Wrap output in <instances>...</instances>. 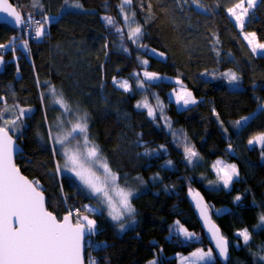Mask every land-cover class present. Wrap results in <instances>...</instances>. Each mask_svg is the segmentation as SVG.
Here are the masks:
<instances>
[{"label":"trees","instance_id":"obj_1","mask_svg":"<svg viewBox=\"0 0 264 264\" xmlns=\"http://www.w3.org/2000/svg\"><path fill=\"white\" fill-rule=\"evenodd\" d=\"M9 1L25 17L30 13L33 19L50 20L45 36L30 42L28 53L16 44L23 40L21 28L0 25V45L6 46L0 55L7 59L0 75V110L5 102L11 109L5 120L18 116L19 108L33 110L22 117L21 131L10 133L24 149L17 164L39 183L48 210L62 220L69 210L81 208L83 213L91 203L74 178L57 170L60 157L54 154L46 124L50 88L88 113L90 140L120 184L127 188L143 181L144 189L133 199L135 227L121 232L105 214L93 216L98 242L104 246L98 264H149L156 258L159 264H178L177 254L211 249L193 192L207 202L229 241L227 264H259L254 253L264 248V229L256 228L264 213V149L248 141L264 134V56L252 51L228 11L247 0H132L123 12L122 0H70L84 11L68 9L64 0ZM104 17L113 18L115 25ZM129 25L142 29L136 43L128 38ZM117 27L123 32L117 33ZM245 31L264 44L262 0L250 11ZM150 49L165 59L149 55ZM230 70L240 76L239 88L232 89L222 75ZM144 71L181 80L199 102L178 110L169 101L177 86L149 83ZM117 79L128 80L131 90L118 89L113 82ZM140 81H145L143 88ZM144 101L155 110V119L146 108L136 107ZM251 116L247 125L237 123ZM185 146L197 153L191 161ZM219 160L239 172L230 190L215 185L213 165ZM177 222L201 234L202 241L170 238ZM244 228L252 234L249 245L237 236ZM210 264L224 263L217 257Z\"/></svg>","mask_w":264,"mask_h":264},{"label":"snow or ice","instance_id":"obj_2","mask_svg":"<svg viewBox=\"0 0 264 264\" xmlns=\"http://www.w3.org/2000/svg\"><path fill=\"white\" fill-rule=\"evenodd\" d=\"M183 2L197 3V0H183ZM64 4L68 9L83 7L78 2L70 3V0H64ZM131 4L132 0H122L121 11L123 12L125 5ZM254 5L255 0H248L249 8ZM198 6L202 7V5ZM241 8H243L242 3L235 5L234 8L228 11L235 16L242 29L244 26L243 16L247 14V8H243V12L237 14L236 9ZM0 13H7L8 17L12 18L9 20L5 17L3 19L4 23L21 26V30L23 27L30 28L34 32L35 39H41L45 36V25L50 23L48 17H44L43 22L34 20L30 13L25 17L13 8L8 0H0ZM132 16H135V12L132 13ZM104 20L108 25L115 24L111 17H104ZM124 20L129 21L127 14L124 15ZM115 30L117 33L123 32L119 27ZM142 35L143 32L139 25L134 28L129 25L128 38L133 40L134 43L138 42ZM245 39H248L249 44L253 45V52H256L257 48L264 49V44L255 43V33L249 34ZM22 43L25 49H28L27 41L23 40ZM4 47L6 46L0 45V48ZM160 55L163 56V53ZM143 63L147 64V61H143ZM2 64L3 60L0 58V65ZM143 75L147 81L159 79L156 73L145 71ZM222 75L229 84H238L240 80V76L231 70ZM113 82L126 91L131 90L127 81L114 80ZM144 86L145 81H140L139 87L143 88ZM49 92L53 96L54 102L59 104L64 112L70 113L73 111L64 99L63 93H58L55 88H50ZM0 100H4V98L0 97ZM175 102L183 106L197 103L192 93L184 90L183 87L176 94ZM136 107L146 108L148 115L153 119L156 118L155 110L147 101L138 103ZM260 107L264 108V104H261ZM9 111L11 109L7 107L5 102V107L0 110V121H2V125H0V264H84L85 236L89 238V247H96L99 250H103L104 247L95 244L91 239L92 236L97 234V222L95 219H90L88 215L81 216L79 210L75 213V221H73L74 214L71 211L61 220L47 210L39 183L30 181L21 175L20 170L14 163V154L18 145H16L13 136L10 134V129L14 132L21 131L23 126L22 117L25 116L26 112H31V109L19 108L18 116L11 120H5L4 113ZM244 119L247 121L249 118L245 117ZM68 123L71 127L65 128V121L60 120L56 125L55 132L49 130V134L55 143L62 146L65 156L64 169L73 173L80 181L81 186L98 197L101 204L108 206V216L113 221L119 222L118 227L123 231L125 217L131 220L136 211L131 203L133 192L117 183L119 180L118 175L109 167L98 145L89 139L88 116L86 114L77 116L74 122L68 121ZM166 123L171 128L167 118ZM248 143L250 145L259 143L264 149V134L254 137ZM184 150L189 161L197 156V153L191 147L185 146ZM145 154L149 153L146 152ZM168 163L171 164V161ZM220 163V161H217V164ZM213 167L215 168L216 165H213ZM57 170H60L59 164ZM218 171L223 173L221 180L226 187L232 183L233 177L239 176L235 165H227ZM112 193H115V199ZM193 197L196 200V206L200 209V215L204 217L205 223L208 225L219 255L227 261L228 241L220 235V230L211 222L208 216V206L203 203V198L200 197L199 193H193ZM235 199L240 201L241 197L237 196ZM258 220L259 223L256 228L261 229L264 227V213L259 215ZM180 231L187 239L194 237V234L188 232L187 229L181 227ZM237 236L243 239L245 245H249V241L252 239V234L247 228L238 231ZM261 253H264V248L260 252L254 253V255L257 257L259 264H264V254ZM214 260L215 257L211 249L206 252L199 249L192 253L191 264H201V262L210 264ZM89 264H96L95 259L90 257ZM150 264H156V262L151 261Z\"/></svg>","mask_w":264,"mask_h":264},{"label":"rangeland","instance_id":"obj_3","mask_svg":"<svg viewBox=\"0 0 264 264\" xmlns=\"http://www.w3.org/2000/svg\"><path fill=\"white\" fill-rule=\"evenodd\" d=\"M259 2H260V0H255V5L253 6V7H248V0H247V2H244V3H242L243 4V8H247V14L246 15H244L243 16V19H244V26H243V28L241 29V27H240V25H239V23L236 21V18H235V16H233L231 13H230V15H231V17L236 21V24H237V26H238V29L240 30V32H241V34H242V36L244 37V39H245V37L246 36H248L249 34H251L250 32H246L245 31V24H246V20H247V17H248V15H249V13H250V11H252L258 4H259ZM80 4V3H79ZM243 8H241V9H236V12H237V14H241L242 12H243ZM73 10H75V11H84L85 9H84V7H82V8H73ZM36 20V19H35ZM37 20H39V21H41V22H43L42 20H40V19H37ZM49 25H50V23H48V24H46L45 25V28L47 29V28H49ZM115 25V24H114ZM114 25H111V26H114ZM22 39L23 40H26L27 41V43H28V49H25V47H24V45H23V43H22V41L23 40H21V41H19V42H17L16 44H17V46H18V48H20V49H22L24 52H26V53H28V51H29V44H30V41H28L27 39H26V37L23 35L22 36ZM246 40V42L248 43V45L250 46V48L252 49V47H253V45L252 44H249V42H248V39H245ZM32 42V41H31ZM136 43V42H135ZM255 43H257V44H262L259 40H258V37H257V35L255 34ZM16 48V47H15ZM14 48V52L16 51V49ZM152 50H154V49H150L149 50V55H151V56H153V57H155V58H158V59H165V55L163 54V56H161L160 54H161V52H159V51H152ZM255 54H257V56H264V49H260V48H257V50H256V52H255ZM145 72V71H144ZM156 75L159 77V79H157V80H153V81H147L146 80V78L144 77V79H145V81H147V82H149V83H158V82H167V83H172V84H175L176 86H177V88H175L173 91H171L170 93H169V101L170 102H172V103H175V105L177 106V108H178V110H186V109H188V108H190V107H192V106H195L198 102H199V100L195 97V95L193 94V92L191 91V90H189L188 88H186L184 85H183V83L181 82V80H179V79H177V78H174V77H171V76H168V75H162V74H157L156 73ZM208 76V75H207ZM225 78V77H224ZM226 79V78H225ZM116 81H127L126 79H117ZM128 82V84L130 85V83H129V81H127ZM238 84H239V82H238ZM238 84H229L230 85V87L232 88V89H236V88H239L240 87V85H238ZM116 85V87L118 88V89H120V90H122V91H126V90H124V89H122V88H120L119 87V85L118 84H115ZM130 87H131V85H130ZM183 87V89L184 90H186V91H188V92H191L192 93V96L195 98V100L197 101V103H195V104H189V105H187V106H183V105H178L176 102H175V100H176V94L177 93H179L180 91H181V88ZM58 92V91H57ZM59 93V92H58ZM47 96L49 97V101H50V104H51V106H50V112H49V114L47 113L46 114V121H47V132H48V137H49V140H50V142H51V144H52V146H53V150H54V154L55 155H59V157H60V161L58 162V164L60 165V170L58 171L59 172V174H65V175H68V176H71L72 178H74L79 184H80V181L75 177V175L73 174V173H71V172H69V171H67L66 169H64V167H63V165H64V163H65V156H64V154H63V151H62V146L61 145H59V144H56L55 143V141L52 139V137L50 136V134H49V130L51 129L52 130V132H55L56 131V125H57V123L60 121V120H64L65 121V128H70L71 127V125L68 123V121H72V122H74L75 121V119L77 118V116H82V115H87L88 116V136H89V128H90V123H89V115H88V113L83 109H76V107L74 108V106H72L69 102H67L69 105H70V107L72 108V112H70V113H66V112H64V109L59 105V104H56L55 102H54V98H53V96L51 95V93L50 92H48V94H47ZM63 97H64V99L67 101V99L65 98V96L63 95ZM29 109H31V108H29ZM32 112H33V110L31 109V112H26V114H25V116H29V115H31L32 114ZM49 115V116H48ZM249 119L247 120V121H245V119H242L241 120V122H240V124L242 125V126H245V125H247L251 120H252V118H254V116H251V117H248ZM89 139H90V137H89ZM260 144L259 143H255V144H252V145H250V146H259ZM70 147H71V145H70ZM192 160H193V158H192ZM221 163L220 164H217V162H215V164L214 165H216V167L214 168L213 167V170H214V173L216 174V180H215V185L216 186H222V187H224V188H226V189H228V190H230L231 189V187H232V183L234 182V180H236L238 177H233V180H232V183L229 185V186H225L224 184H223V181L221 180V176L223 175V173L222 172H219L218 170L219 169H221V168H224L225 166H227V165H232V164H228V163H226V162H224V161H221V160H219ZM108 163V162H107ZM109 165V164H108ZM110 167V166H109ZM111 168V167H110ZM119 177V176H118ZM119 180H120V177H119ZM119 180L117 181V183L121 186V187H123L121 184H120V182H119ZM81 185V184H80ZM82 187V186H81ZM83 188V187H82ZM123 188H125V187H123ZM84 189V191L86 192V194L88 195V197L91 199V203L90 204H87L86 206L87 207H84V211H83V213H82V210H81V208H73V221H75V213H76V211L77 210H79V212H80V214H81V216H83V215H88L89 216V218L90 219H95V218H93V216L95 215H106L117 227H118V223L119 222H116V221H113L109 216H108V206L106 205V204H101L100 202H99V200H98V197H96V196H94V195H92L91 193H89L88 192V190L87 189H85V188H83ZM125 189H130L132 192H133V196L131 197V203H132V206L134 207V205H133V199H134V197L135 196H137L138 194H140L139 192L141 191V190H143L144 189V184L142 183V182H140L139 180H138V182H137V185L135 184V186L134 187H127V188H125ZM112 195H113V197H114V199L116 198L115 197V193H112ZM98 209V210H97ZM134 221V222H133ZM97 222V221H96ZM137 222H138V217L136 216V211H135V213L133 214V217H132V219L131 220H129L127 217H125V220H124V223H125V228H124V230L123 231H121L120 230V228L118 227V229L121 231V232H125L126 230H128V229H131V228H133V227H135L136 226V224H137ZM184 228V229H187L185 226H183L180 222L179 223H176L175 224V227H174V230H173V232L171 233V235H170V238H172L174 235H176V236H178L183 242H186V243H191V242H201L202 241V236H201V234H198V233H194V232H191V231H189L188 229V232H190V233H193L194 234V237L192 238V239H187V238H185V236L183 235V233L180 231V228ZM263 229H264V227H262ZM91 239H92V241L95 243V244H97L98 243V235L96 234V235H94V236H92L91 237ZM199 249H203V248H199ZM199 249H197V250H199ZM96 250V247H91V249H90V251L87 253L86 252V256H87V258L89 259V256L91 255V257L92 258H95L96 256H95V254L96 253H94V251ZM197 250H195V251H193V252H196ZM205 252L206 251H208V250H206V249H203ZM211 250H212V253H213V256L215 257V260H216V258H217V255H216V253L214 252V250H213V248H211ZM193 252H191V253H189V254H177L175 257L177 258V260H178V264H191V257H192V253ZM184 258H189V259H184ZM214 260V261H215ZM153 261H155L156 262V264H159V261H158V258H156V259H154ZM229 262V261H228ZM211 263V262H210ZM150 264V263H149ZM201 264H204V262H201ZM227 264V263H226Z\"/></svg>","mask_w":264,"mask_h":264},{"label":"water","instance_id":"obj_4","mask_svg":"<svg viewBox=\"0 0 264 264\" xmlns=\"http://www.w3.org/2000/svg\"><path fill=\"white\" fill-rule=\"evenodd\" d=\"M8 3L11 4L12 7L15 8L17 11H19V10L17 9V7H16L15 5H13L9 0H8ZM5 17H7L9 20L12 19L11 17H8V14H7V13H0V25H7L8 27H10L11 29H13V30H15V31H19V30H20L21 26H14V25L11 24V23H4V22H3V19H4ZM0 58H2V60H3V64L0 65V75H2V74L5 72V69H6L7 59H5V57H3L2 55H0ZM10 134H11V133H10ZM11 135H12V134H11ZM12 136H13V135H12ZM13 139L15 140L16 145H18V148H17V150H16V153L14 154V163H15L16 167L20 170V174L23 175V176H25V175L22 173L20 167H19L18 164H17V159H18V157H19L20 155L24 154V150H23L22 146H21V145L17 142V140L14 138V136H13ZM25 177H26L28 180L33 181V180H31L29 177H27V176H25ZM33 182H34V181H33ZM193 193H198V192H193ZM193 193H192L191 198H192V202H193V204H194V206H195V209L197 210L198 219H199V221H200V224H201L202 230H203V232H204L206 238L208 239V241H209L211 247L213 248L214 252L216 253L218 259H219L222 263L226 264V263H228V261H229V248H228V260L225 261V260L219 255V252H218V250H217V248H216V246H215V241H214V239L212 238L211 232H210L209 229H208V225L205 223L204 217L200 215V209L196 206V200H195L194 197H193ZM43 195H44V200H45V207H46L47 210H48V207H47V196H46L44 193H43ZM199 195H200V194H199ZM200 197H202V196L200 195ZM202 198H203V197H202ZM203 203L206 204V205L208 206L207 202H206L204 199H203ZM48 211H49V210H48ZM53 215H55V214H53ZM55 216H56V215H55ZM208 216H209L211 222L214 223V224L216 225V227L219 229L218 225L215 223V221H214V219H213V215H212V213H211L209 207H208ZM56 217H57V216H56ZM57 219H58V218H57ZM219 230H220V229H219ZM220 235H222V236L224 237V235H223V233L221 232V230H220ZM225 239H226V238H225ZM87 240H88V236H85L84 264H86V252H87L86 241H87ZM226 240H227V239H226ZM227 241H228V240H227ZM228 244H229V241H228Z\"/></svg>","mask_w":264,"mask_h":264},{"label":"built area","instance_id":"obj_5","mask_svg":"<svg viewBox=\"0 0 264 264\" xmlns=\"http://www.w3.org/2000/svg\"><path fill=\"white\" fill-rule=\"evenodd\" d=\"M35 20V19H34ZM37 20V19H36ZM22 32H23V34H24V36L26 37V39L28 40V41H37L38 39H35L34 38V32H32L31 31V29L30 28H28V27H23V29H22ZM69 211H71V210H69ZM71 212H73V210L71 211ZM89 239V238H88ZM86 245H87V253L90 251V249H91V247H89L88 246V240L86 241ZM97 245H101L99 242L97 243ZM93 248V247H92ZM103 249H104V247H103ZM102 250H99L98 248H96V250L94 251V253H96L95 254V261H96V264H98L99 263V256H98V254H99V252H101ZM91 257V255L89 256V258ZM92 258V257H91ZM86 264H89V259L87 258V256H86Z\"/></svg>","mask_w":264,"mask_h":264},{"label":"bare ground","instance_id":"obj_6","mask_svg":"<svg viewBox=\"0 0 264 264\" xmlns=\"http://www.w3.org/2000/svg\"><path fill=\"white\" fill-rule=\"evenodd\" d=\"M128 81V80H127ZM15 138V137H14ZM16 139V138H15ZM18 142V141H17ZM20 144V143H19ZM21 145V144H20ZM23 148V147H22ZM24 150V149H23Z\"/></svg>","mask_w":264,"mask_h":264}]
</instances>
